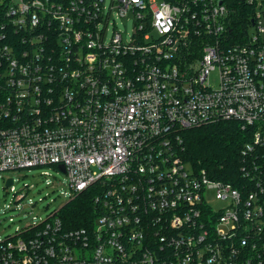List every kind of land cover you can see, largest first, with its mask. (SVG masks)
Wrapping results in <instances>:
<instances>
[{"label": "built area", "instance_id": "2783aa9c", "mask_svg": "<svg viewBox=\"0 0 264 264\" xmlns=\"http://www.w3.org/2000/svg\"><path fill=\"white\" fill-rule=\"evenodd\" d=\"M4 1L0 172L64 165L70 201L96 187L98 215L29 224L0 264H250L235 240L255 249L264 230V0H244L239 34L238 0ZM114 18L134 21L129 39ZM223 121L252 131L244 156L262 151L241 169L248 194L180 155L182 131Z\"/></svg>", "mask_w": 264, "mask_h": 264}, {"label": "trees", "instance_id": "16d2710c", "mask_svg": "<svg viewBox=\"0 0 264 264\" xmlns=\"http://www.w3.org/2000/svg\"><path fill=\"white\" fill-rule=\"evenodd\" d=\"M238 1L232 4L236 8L231 15V26L236 34L244 30L249 22L250 14H253L244 0L241 3ZM6 3L7 1L1 3L0 14L3 8L5 10ZM180 136L184 145L180 155L193 169L204 170L212 180L229 183L234 189L244 194H248L253 189L250 185L251 180L244 177L241 171L245 163L249 166L252 162L251 158L255 159L262 153L260 148H255L254 151L243 155L244 149L253 143L251 130H242L241 125L236 121H223L184 130ZM259 164L263 166L264 171V159ZM96 192V187H91L61 207L58 216L66 231L92 227L98 215L94 204ZM262 195L264 197V194ZM204 210L205 213L211 212L218 215L211 208L205 207ZM254 236L257 242L255 249L251 245L240 247L238 239L243 237L242 234L235 240L236 247L239 249L236 261L238 258L240 261L247 258L251 261L250 264H264V230L260 234L255 233ZM247 261L244 260L243 264H248ZM237 264H240L239 261Z\"/></svg>", "mask_w": 264, "mask_h": 264}, {"label": "rangeland", "instance_id": "374dc122", "mask_svg": "<svg viewBox=\"0 0 264 264\" xmlns=\"http://www.w3.org/2000/svg\"><path fill=\"white\" fill-rule=\"evenodd\" d=\"M111 1L106 0L105 5L108 7ZM114 21L124 39H129L134 21L116 18ZM112 32V25H109L108 37ZM211 84L218 86V76H212ZM8 178L16 180L13 187L6 186ZM71 193L68 176L57 166L0 172V241L13 237L16 231L29 224L46 220L70 201ZM19 194H24L25 198L16 202ZM211 204L215 210L223 206L219 201H212Z\"/></svg>", "mask_w": 264, "mask_h": 264}, {"label": "water", "instance_id": "95a60500", "mask_svg": "<svg viewBox=\"0 0 264 264\" xmlns=\"http://www.w3.org/2000/svg\"><path fill=\"white\" fill-rule=\"evenodd\" d=\"M59 170H61V171L64 172V173L66 172L64 165H60V166H59ZM13 184H14L13 179H9V180L7 181V183H6V186H7V187H10V186H12Z\"/></svg>", "mask_w": 264, "mask_h": 264}]
</instances>
